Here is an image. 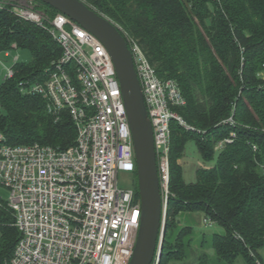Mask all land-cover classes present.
I'll list each match as a JSON object with an SVG mask.
<instances>
[{"label":"trees","instance_id":"16d2710c","mask_svg":"<svg viewBox=\"0 0 264 264\" xmlns=\"http://www.w3.org/2000/svg\"><path fill=\"white\" fill-rule=\"evenodd\" d=\"M51 16L59 11L40 1ZM124 35L135 38L160 77L177 80L186 104L175 110L191 126L171 122L170 188L166 231L159 264L187 257L197 240L193 226L179 216L203 212L224 232L202 235L196 264H247L262 260L264 247V86L257 76L264 62V0H87ZM0 1V51L29 50V63L0 86V131L11 144L39 142L67 148L76 126L67 111L48 112L41 95L20 89L23 80L46 78L62 47L44 28L25 21ZM232 117L233 122L229 121ZM231 133L234 135L232 136ZM232 138L217 149L225 138ZM202 159L219 151L216 163L196 170L186 182L180 159L188 141ZM137 178L135 196L140 199ZM20 231L0 198V264H11Z\"/></svg>","mask_w":264,"mask_h":264},{"label":"built area","instance_id":"2783aa9c","mask_svg":"<svg viewBox=\"0 0 264 264\" xmlns=\"http://www.w3.org/2000/svg\"><path fill=\"white\" fill-rule=\"evenodd\" d=\"M12 12L46 29L62 47L46 78L20 81L21 91L41 95L51 114L67 111L77 136L75 144L61 148L39 142L11 144L0 131V186L9 192L5 202L21 234L11 264H130L141 203L134 188L119 186V172H134L137 166L111 55L96 36L62 12L49 19L34 6H14ZM125 37L154 131L163 215L152 264H159L172 196L171 122L191 126L175 110L186 104L177 80L160 77L139 42ZM10 52L4 51L6 56ZM18 58L5 78L13 77ZM257 76L264 86V62ZM231 141L225 138L216 148Z\"/></svg>","mask_w":264,"mask_h":264},{"label":"water","instance_id":"95a60500","mask_svg":"<svg viewBox=\"0 0 264 264\" xmlns=\"http://www.w3.org/2000/svg\"><path fill=\"white\" fill-rule=\"evenodd\" d=\"M40 1L78 22L111 55L132 132L141 203V224L130 264H152L162 226V196L154 131L128 41L117 24L83 0ZM165 231L166 224L163 239Z\"/></svg>","mask_w":264,"mask_h":264},{"label":"rangeland","instance_id":"374dc122","mask_svg":"<svg viewBox=\"0 0 264 264\" xmlns=\"http://www.w3.org/2000/svg\"><path fill=\"white\" fill-rule=\"evenodd\" d=\"M1 4L10 5V11L12 12V8L14 6H34L36 10H41L47 13L48 19L51 17L50 13L41 5L31 0H0ZM13 13V12H12ZM103 14V13H102ZM106 16V15H105ZM109 18V17H108ZM18 55V61L19 62H25L29 63L32 60V54L29 50L26 49H19V48H13L10 52L9 56H6L4 51H0V86L3 83L6 74H7V68L11 67L13 65L14 57ZM219 151H216L215 157L212 160L206 161L202 159L199 150L197 148V145L195 141L190 140L186 144L185 151L180 159V162L184 169V177L186 182H194L196 180V170L200 167L209 168L213 166L218 158ZM135 173L134 172H119L118 180H119V186L121 188H136L137 187V181H136ZM0 197L4 200H8L9 192L5 187L0 186ZM179 219L183 224L189 223L193 226L196 234V241L192 244L189 253L187 257L183 260L173 261L171 264H196L197 259L199 255H201L203 252L207 251L210 255H213V250L210 249H204L198 242V239L202 235H211L214 232H224V227L217 224V223H210V221H206L204 219L203 212H193L191 214H186L179 216ZM259 254L262 260V263L264 264V247H262L259 250ZM233 264H247L242 257H238L236 261Z\"/></svg>","mask_w":264,"mask_h":264}]
</instances>
